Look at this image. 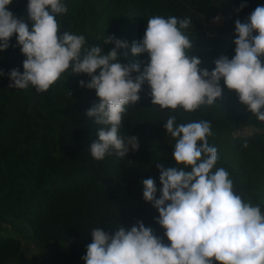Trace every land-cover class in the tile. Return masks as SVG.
Wrapping results in <instances>:
<instances>
[{"label":"trees","instance_id":"obj_1","mask_svg":"<svg viewBox=\"0 0 264 264\" xmlns=\"http://www.w3.org/2000/svg\"><path fill=\"white\" fill-rule=\"evenodd\" d=\"M216 1L62 0L68 11L56 19L61 33L84 35L86 47L99 46L105 54L115 47L104 43L107 36L127 41V49H118L119 62L140 64L143 71L150 57L133 55L131 46L143 39L148 19L190 18L192 24L182 29L193 41L189 55L211 72L220 56L235 55L236 20L245 22L257 6H264V0H228L230 13L220 19L211 11ZM27 4L28 0H12L6 7L26 21ZM25 59L13 34L9 47L0 51V222L6 217L24 220L39 249L27 255L19 238L0 234V264H86L82 257L92 242L93 228L114 234L121 225L130 230L138 221L170 244L157 222L158 210L143 199L142 183L154 179L159 198L162 184L156 165L184 167L173 156L176 139L164 128L169 116H175L177 124L210 121L208 143L218 152L213 171L225 168L235 192L264 213V122L224 85L223 78L216 103L194 112L152 104L145 81L139 101L127 106L119 129L126 143L129 136H136L139 149L129 145L123 158L110 149L103 160H96L90 146L98 140L97 130L110 126L98 125L86 114L99 103L94 89L80 85L91 77L69 72L44 92L31 85L9 87L13 81L8 73L14 68L23 73ZM261 60L264 63V57ZM137 74L133 72V78ZM246 128L253 130L240 133Z\"/></svg>","mask_w":264,"mask_h":264},{"label":"clouds","instance_id":"obj_2","mask_svg":"<svg viewBox=\"0 0 264 264\" xmlns=\"http://www.w3.org/2000/svg\"><path fill=\"white\" fill-rule=\"evenodd\" d=\"M11 3L0 0V51L9 47L16 34L26 59L23 73L15 68L8 73L13 81L9 87L31 85L44 92L69 72L91 77L80 85L94 89L99 103L86 114L95 117L96 124L110 126L99 128L98 140L90 146L96 160H103L110 149L122 158L129 145L139 149L137 137L129 136L126 143L119 129L127 106L139 101L145 81L152 104L194 112L216 103L222 95L223 78L224 85L264 122V6H257L245 22L236 20L235 55L231 59L220 56L210 72L199 67L198 57L189 55L193 41L182 29L192 24L190 18L148 19L143 39L131 46L133 55L147 53L150 57L141 71L140 64L119 62L118 49L128 48L125 40L107 36L104 43L115 47L105 54L99 46L86 47L84 35L61 33L56 16L68 11L62 0H28L26 21L7 9ZM133 72L138 73L134 78ZM164 128L176 139L173 156L184 167L156 165L162 184L159 198L154 179L142 183L143 199L158 210L157 222L170 244L163 243L141 221L130 230L121 225L114 234L95 227L82 259L86 264H264V213L259 205L246 202L235 192L225 168L213 171L218 152L208 143L210 121L177 124L176 117L169 116Z\"/></svg>","mask_w":264,"mask_h":264},{"label":"rangeland","instance_id":"obj_3","mask_svg":"<svg viewBox=\"0 0 264 264\" xmlns=\"http://www.w3.org/2000/svg\"><path fill=\"white\" fill-rule=\"evenodd\" d=\"M211 11L212 15L215 14L220 19L229 15L230 8L228 0H217L212 3ZM252 130V128H246L240 133L249 134ZM0 234H7L19 238L21 240V248L27 255L37 254L39 245L34 243L35 241L24 220L11 217L4 218V221L0 222Z\"/></svg>","mask_w":264,"mask_h":264}]
</instances>
